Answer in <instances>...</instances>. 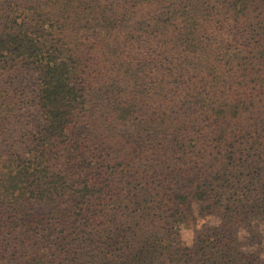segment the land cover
<instances>
[{"label": "trees", "instance_id": "obj_1", "mask_svg": "<svg viewBox=\"0 0 264 264\" xmlns=\"http://www.w3.org/2000/svg\"><path fill=\"white\" fill-rule=\"evenodd\" d=\"M28 96L32 130L0 143V248L52 240L30 264L73 245L100 250L71 252L90 264L247 256L239 229L264 219V0H0V128ZM135 234L139 253L118 248Z\"/></svg>", "mask_w": 264, "mask_h": 264}, {"label": "rangeland", "instance_id": "obj_2", "mask_svg": "<svg viewBox=\"0 0 264 264\" xmlns=\"http://www.w3.org/2000/svg\"><path fill=\"white\" fill-rule=\"evenodd\" d=\"M11 79V78H10ZM13 84L8 87V90L10 91V95H14L16 98L20 96V99H22L21 95L24 93H27L32 90L33 88V80L30 76V74L26 72H21L17 76L13 77ZM26 88L28 91H26ZM28 100L30 97H27ZM27 98H23L25 101H21L19 107L15 110L14 114H10L7 116V120L3 123L4 127L0 128V131L2 135L0 136V143L7 144L9 143V136L15 135L17 136V139L22 136V131L20 129L26 130L30 129L32 130V125L35 123L36 120V112L32 107H30V100H26ZM15 99V98H14ZM263 105H264V97H263ZM9 117V118H8ZM264 125V123H263ZM92 129H96L91 127ZM6 130L8 131V138L6 137ZM14 130V132H12ZM22 133H21V132ZM11 132V133H10ZM27 134V133H26ZM264 140V138H263ZM13 141V140H11ZM264 158V155H263ZM264 166V161H263ZM264 185V181H263ZM264 190V188H263ZM253 223L250 226H244L243 228L239 229V234L242 236V240L244 241L243 248L241 249V254H246L247 256L239 261V264L242 262V264H256L252 261L253 257L255 260L258 261L259 264H264V219L263 221H252ZM109 237H115V235L108 234V233H99L98 237H94V239H102L103 241H106V239ZM134 240L136 241L134 245H130L128 243H118L117 246L122 249L124 252L128 251L131 253V255H134L136 253H139L138 247H143V244H138L140 239L147 238L146 234H135ZM193 232L190 229V227H185L182 231V234L180 238L182 241H184L185 244L182 245V247L189 245L188 241L193 238ZM130 237V236H129ZM51 242L52 240L47 243L43 244L42 247L37 248L36 244H26L29 245L27 248L24 249H18L16 247H9V248H0V264H30L33 260L30 259V256H34L36 254H50L53 252V248L51 249ZM107 244H113L110 242H106ZM139 245V246H136ZM24 246V245H23ZM116 246V245H113ZM135 246V247H134ZM95 246H84L83 248H76V246H72V248L69 250V248L65 249V254L69 256L67 260H63L62 262L65 264H90L87 262H80L77 263L75 259H73L70 254L71 252H75L76 255H93L94 253H99L100 250ZM133 247V248H132ZM147 247L148 246H144ZM151 247V250H155V246L149 245ZM50 248V249H49ZM93 249V250H92ZM114 249V248H113ZM117 250V249H116ZM160 250V249H159ZM157 249V251H159ZM146 251V250H145ZM161 251V250H160ZM143 254V250H141ZM34 262V261H33ZM144 263L148 264L146 260H144ZM151 264H162V263H153L150 260ZM107 264V263H104Z\"/></svg>", "mask_w": 264, "mask_h": 264}]
</instances>
